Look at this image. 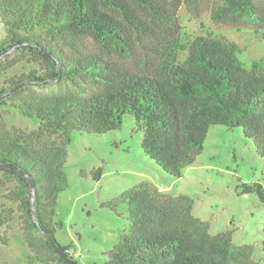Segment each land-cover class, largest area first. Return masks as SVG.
Instances as JSON below:
<instances>
[{"label":"trees","instance_id":"obj_1","mask_svg":"<svg viewBox=\"0 0 264 264\" xmlns=\"http://www.w3.org/2000/svg\"><path fill=\"white\" fill-rule=\"evenodd\" d=\"M198 1L0 0V55L8 62L1 69L21 61L36 65L0 89V105L36 122L31 130L7 127L0 114V171L5 181L16 182L7 198L18 205L26 264H68L55 246L68 247L54 233L61 226L56 199L67 186L73 130L105 133L131 114L143 132L144 152L174 177L195 161L214 125L240 127L264 156V56L247 66L236 41L181 32L178 7ZM260 12L257 0H218L210 16L215 22H256ZM10 50L15 57L8 61ZM55 81L92 88L26 94L27 84ZM100 173L96 169L94 177ZM253 190L264 201L259 183L243 192ZM120 205L129 224L103 264H233L235 250L240 254L230 231L211 234L208 223L192 215L185 194L168 196L142 182L107 203Z\"/></svg>","mask_w":264,"mask_h":264},{"label":"rangeland","instance_id":"obj_2","mask_svg":"<svg viewBox=\"0 0 264 264\" xmlns=\"http://www.w3.org/2000/svg\"><path fill=\"white\" fill-rule=\"evenodd\" d=\"M218 0H199L195 6L178 7L181 32L224 36L236 41L242 51L241 61L250 65L264 56V0H257L260 19L256 22L241 18L235 22H215L211 10ZM5 29L0 21V41ZM91 50L98 45L88 40ZM8 61L15 57L10 50ZM182 56V54H181ZM5 56L0 55V89L6 79L28 73L36 65L27 61L7 70ZM116 58L121 59L119 55ZM133 64V60L126 58ZM89 93L91 86L80 81H55L51 84H27V95ZM0 114L7 127L31 130L36 122L25 118L8 104L0 105ZM143 132L136 127L131 114H125L120 127L105 133L73 130L67 146L64 170L67 186L56 199L55 220L61 226L54 236L77 264H103L107 250L116 245L129 224L125 205L116 209L107 206L113 198L142 183L148 182L168 196L185 194L192 199L193 216L208 223L211 234L231 232L234 249L233 264H264V201L245 187L259 183L264 193V156L240 127L214 125L209 128L203 149L195 161L174 177L162 170L141 146ZM100 168L98 179L95 170ZM16 182H7L0 171V264H26L28 251L22 239L18 205L7 198ZM1 223V222H0ZM53 264H57L54 262Z\"/></svg>","mask_w":264,"mask_h":264},{"label":"water","instance_id":"obj_3","mask_svg":"<svg viewBox=\"0 0 264 264\" xmlns=\"http://www.w3.org/2000/svg\"><path fill=\"white\" fill-rule=\"evenodd\" d=\"M22 86V83L15 86L14 88L11 89V91H14V90H17L19 87ZM3 95L0 96V98L2 97ZM55 249L57 251V254L62 258L64 259L68 264H77L75 261H73V259H71L69 257V255L62 249H60L58 246H55Z\"/></svg>","mask_w":264,"mask_h":264}]
</instances>
